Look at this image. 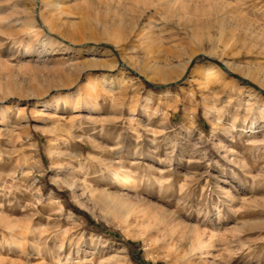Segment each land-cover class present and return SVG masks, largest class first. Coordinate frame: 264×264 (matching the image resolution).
<instances>
[{
	"label": "rangeland",
	"instance_id": "rangeland-1",
	"mask_svg": "<svg viewBox=\"0 0 264 264\" xmlns=\"http://www.w3.org/2000/svg\"><path fill=\"white\" fill-rule=\"evenodd\" d=\"M219 2L0 0L3 264H264V0Z\"/></svg>",
	"mask_w": 264,
	"mask_h": 264
},
{
	"label": "bare ground",
	"instance_id": "bare-ground-1",
	"mask_svg": "<svg viewBox=\"0 0 264 264\" xmlns=\"http://www.w3.org/2000/svg\"><path fill=\"white\" fill-rule=\"evenodd\" d=\"M215 2H219L218 0H214ZM220 3V2H219ZM222 3V5L221 4H219L218 6H216V8H215V6H214V8H215V15H216V17L218 18V17H220V19H221V22L223 21V20H227L231 15H230V13L231 12H233V11H228V10H224L228 5L226 4V3H223V2H221ZM216 4V3H215ZM212 6H213V4H211ZM219 6H221V8L220 9H222L221 11L219 10V8H217V7H219ZM229 9V8H228ZM196 10V9H195ZM204 12V11H203ZM230 15V16H229ZM229 16V17H228ZM214 19H212V20H208V21H203V22H199V21H196V23H194L193 25H203L205 28H206V30H207V33H206V35H207V38H208V40H209V42H215V41H217V38H215L216 36L215 35H221L222 36V30L221 29H216V26H215V23L217 24L218 22H219V19H215L214 21H213ZM220 23V22H219ZM254 25H253V29H254ZM255 30V29H254ZM255 32V31H254ZM195 38L196 39H198V40H200V39H202L203 38V36L202 35H198V34H196V36H195ZM210 54H213V52L211 51L210 52ZM187 64L189 65V68L190 67H192L193 65H194V60L193 59H189L188 61H187ZM224 65L226 66V68H228L230 71H233V70H236L237 71V69H235L233 66H232V64H230L229 62H225L224 63ZM178 66H180V65H178ZM185 66V65H184ZM220 65H214L213 63H210V66H208L207 68H205L204 69V72H203V74H202V80H203V82H201V85L202 86H205V85H215V83H218V82H221V80L223 79L222 77H223V74H222V72H221V70H220V67H219ZM186 67H187V65H186ZM181 68H183V67H181ZM155 71H156V73H157V80H159V81H163V82H167V81H169V80H172L171 78H172V76H174L175 75V73H176V70H177V67H175V66H166V67H164V68H161V67H155ZM227 69V70H228ZM181 71H179V72H182V69H180ZM178 71V70H177ZM183 73V72H182ZM181 73V74H182ZM174 74V75H173ZM178 76V75H177ZM175 77V76H174ZM173 77V78H174ZM220 84V83H219ZM211 85V86H212ZM218 85V84H217ZM91 88V87H90ZM165 95H166V93H165ZM113 98V97H112ZM249 106V105H248ZM252 129V128H251ZM256 166H257V164H256ZM255 165H250V171L251 170H254L255 169V167H256ZM259 171H260V173L261 172H263V174H264V170H262V167L261 168H259ZM120 175V174H119ZM119 175H115L114 176V178H116V182L118 181V182H120V187H121V189L122 190H124V191H127V190H132L135 186V179L134 178H132V177H130V176H128V177H124L123 176V178L122 179H124V180H122L121 179V181H120V176ZM122 176V175H121ZM258 176V175H257ZM253 180V179H252ZM256 180V179H255ZM117 182V183H118ZM255 182V181H254ZM253 184V183H252ZM134 190V189H133ZM152 212V211H151ZM145 214H147V212L145 213ZM154 215V214H153ZM1 221L4 223V225H5V228L6 229H4V230H7V233L10 235V236H12V238L13 239H15V238H26V234H28V228H27V230H26V228L25 229H21L20 231L18 230L19 229V227H20V224H19V226L17 227V223L15 224V223H13L12 221H9V220H7V219H3V218H1ZM172 222V221H171ZM171 222H168L169 223V226L166 224V226H168L169 228H167V229H165V231H166V233L168 234V235H170L171 237H173L174 236V234H175V232H177V231H175L176 229V226H174L173 224H171ZM165 223V222H164ZM173 223V222H172ZM163 224V223H162ZM22 227H25V226H22ZM175 227V228H174ZM18 228V229H17ZM165 228V227H164ZM24 230V231H23ZM5 232V231H4ZM201 233H203V232H198L197 234H196V237H195V239H194V241H193V245H192V251H193V253H194V255H203V254H205L206 253V251H204L206 248H207V246H209V244H208V242L206 243V241L207 240H204V238L202 237V236H204L203 234H201ZM210 241H211V239H210ZM208 244V245H207ZM211 244V243H210ZM23 245V244H22ZM22 247V246H21ZM213 247V246H212ZM2 248V247H1ZM2 251V250H1ZM193 255V254H192ZM5 262V260L4 259H1L0 260V264H3ZM10 264H14V262L13 263H10ZM20 264V263H19Z\"/></svg>",
	"mask_w": 264,
	"mask_h": 264
},
{
	"label": "trees",
	"instance_id": "trees-1",
	"mask_svg": "<svg viewBox=\"0 0 264 264\" xmlns=\"http://www.w3.org/2000/svg\"><path fill=\"white\" fill-rule=\"evenodd\" d=\"M74 212H75L76 214H81L80 211H78L77 209H74Z\"/></svg>",
	"mask_w": 264,
	"mask_h": 264
}]
</instances>
